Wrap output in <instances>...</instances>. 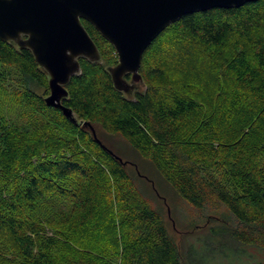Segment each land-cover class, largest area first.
Instances as JSON below:
<instances>
[{"label": "trees", "instance_id": "trees-1", "mask_svg": "<svg viewBox=\"0 0 264 264\" xmlns=\"http://www.w3.org/2000/svg\"><path fill=\"white\" fill-rule=\"evenodd\" d=\"M82 22L102 61L81 59L67 86L63 105L78 124L46 105L49 76L32 52L0 41V86L12 93L9 111L0 106V263L217 264L247 260L249 247L264 251V0L168 27L144 54L141 87L127 96L107 70L118 63L114 47ZM173 30L207 59L201 101L199 83L175 86L148 62ZM221 79L235 86L227 97L218 92ZM100 132L123 139L197 211L202 222L184 233L195 241L182 249L173 241L129 174L138 164Z\"/></svg>", "mask_w": 264, "mask_h": 264}, {"label": "water", "instance_id": "water-1", "mask_svg": "<svg viewBox=\"0 0 264 264\" xmlns=\"http://www.w3.org/2000/svg\"><path fill=\"white\" fill-rule=\"evenodd\" d=\"M257 1L0 0V41L32 52L49 76L46 105L60 109L78 124L72 109L63 105L67 86L80 74L81 59L102 61L82 21L90 23L114 47L118 63L107 70L114 87L127 96L143 83L140 70L146 50L168 27L187 15L236 9ZM91 129L97 139L95 129Z\"/></svg>", "mask_w": 264, "mask_h": 264}, {"label": "rangeland", "instance_id": "rangeland-1", "mask_svg": "<svg viewBox=\"0 0 264 264\" xmlns=\"http://www.w3.org/2000/svg\"><path fill=\"white\" fill-rule=\"evenodd\" d=\"M190 43L191 40L188 37L182 36L178 30L170 31L160 44L157 45L155 51L150 54L148 62L150 66L164 67V69H166V73L168 74V78H170V81L175 86L180 84L182 81L199 83V87L202 91H199V97L196 95V99L201 101L202 98H204L203 91H206V87L209 83V81H206V76L210 74V72L205 55L201 54L198 48H192ZM207 80H209V78ZM220 81V88L218 92L221 93V96H229L235 86L229 80L221 79ZM153 82L157 83V81ZM204 82L206 83V86L203 85ZM140 87L141 86H137L136 88ZM38 92L42 93L43 89H39ZM236 93L237 91H235L233 95H236ZM11 98L12 93L10 89L0 86V106L2 111H9L7 99ZM214 102H217L218 106L219 104L221 105V101L219 99H215ZM228 103L231 104L230 101ZM220 108H222V106H220ZM13 109L15 110V107H13ZM201 113L204 112L201 111L200 115ZM237 113H239V111ZM252 120L254 122L256 119L253 118ZM248 129V127L245 128V133ZM100 135L110 147H112L116 152L118 151L122 154L125 160H132L136 165L138 164V167H136L137 169H135L134 165H130L127 168L129 174L136 181L138 188L142 189L146 197L149 198L153 208L158 210L163 216L173 241L180 246L181 249L185 243L195 241L196 235L184 233L191 231L195 224H200L202 222L199 221L197 211L182 201L176 192L153 169L152 165L143 161L137 153L131 150L123 139L119 136H109L101 132ZM213 144L214 147L217 148L219 142L217 141ZM138 173L146 176L147 179L144 177L142 178L138 175ZM110 191L111 189L106 190V194L109 195ZM64 204L69 205V203ZM49 213L50 212L48 211H43L40 216L44 218L48 216ZM52 233L53 232L51 230H48L49 235H52ZM86 236L87 235H85V237ZM89 237L90 236L88 234L87 238ZM74 238L76 239L75 242H79L80 239L84 237L80 238L78 236H74ZM247 251V260H244L243 257L235 258L233 256H228L227 258H221L217 264H264L263 250L249 247L247 248ZM10 257H12V255L8 253L2 259L4 261L10 260ZM0 264H8V262H2Z\"/></svg>", "mask_w": 264, "mask_h": 264}, {"label": "flooded vegetation", "instance_id": "flooded-vegetation-1", "mask_svg": "<svg viewBox=\"0 0 264 264\" xmlns=\"http://www.w3.org/2000/svg\"><path fill=\"white\" fill-rule=\"evenodd\" d=\"M128 79L130 80V77Z\"/></svg>", "mask_w": 264, "mask_h": 264}]
</instances>
